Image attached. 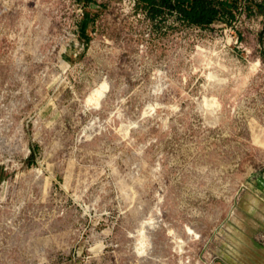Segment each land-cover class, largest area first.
Wrapping results in <instances>:
<instances>
[{"label":"rangeland","instance_id":"obj_1","mask_svg":"<svg viewBox=\"0 0 264 264\" xmlns=\"http://www.w3.org/2000/svg\"><path fill=\"white\" fill-rule=\"evenodd\" d=\"M233 11L0 0V264L264 256V0Z\"/></svg>","mask_w":264,"mask_h":264},{"label":"trees","instance_id":"obj_2","mask_svg":"<svg viewBox=\"0 0 264 264\" xmlns=\"http://www.w3.org/2000/svg\"><path fill=\"white\" fill-rule=\"evenodd\" d=\"M154 10L177 11L181 18L195 24L217 19L218 15H234L239 0H141Z\"/></svg>","mask_w":264,"mask_h":264},{"label":"bare ground","instance_id":"obj_3","mask_svg":"<svg viewBox=\"0 0 264 264\" xmlns=\"http://www.w3.org/2000/svg\"><path fill=\"white\" fill-rule=\"evenodd\" d=\"M258 64V63H257ZM257 65H254V67H256ZM210 77H213V73H209L208 74ZM109 89V84L108 82L105 80L102 82V84H100L97 88L93 89L91 95L89 96L88 101L92 102L94 101L96 104H100V100L101 98L106 94V91ZM205 104L208 106H212V107H219L220 106V102L218 97L212 95L209 99L205 100ZM154 221L152 218H149L148 220H146L145 224H152ZM145 224L138 230V239H137V245H136V251L138 253L139 256H145L147 254L148 251V240L146 238L145 235ZM185 231L194 236V238H199L200 235L190 226H186L185 227ZM169 232L171 234H173V230H169ZM184 239L176 237V251L178 252V254H182L184 252ZM181 264H183V261L180 262Z\"/></svg>","mask_w":264,"mask_h":264},{"label":"crops","instance_id":"obj_4","mask_svg":"<svg viewBox=\"0 0 264 264\" xmlns=\"http://www.w3.org/2000/svg\"><path fill=\"white\" fill-rule=\"evenodd\" d=\"M209 264H264V256L259 254L258 257L255 248L248 256L241 257L232 252L222 251L217 253Z\"/></svg>","mask_w":264,"mask_h":264}]
</instances>
